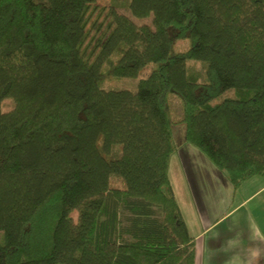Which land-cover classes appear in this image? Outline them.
Instances as JSON below:
<instances>
[{
    "label": "trees",
    "instance_id": "16d2710c",
    "mask_svg": "<svg viewBox=\"0 0 264 264\" xmlns=\"http://www.w3.org/2000/svg\"><path fill=\"white\" fill-rule=\"evenodd\" d=\"M98 1L0 0V264H194L176 124L235 188L264 176V0H112L94 52Z\"/></svg>",
    "mask_w": 264,
    "mask_h": 264
},
{
    "label": "crops",
    "instance_id": "0c3cea01",
    "mask_svg": "<svg viewBox=\"0 0 264 264\" xmlns=\"http://www.w3.org/2000/svg\"><path fill=\"white\" fill-rule=\"evenodd\" d=\"M176 144L169 174L194 240V264H264V176L235 188L197 148Z\"/></svg>",
    "mask_w": 264,
    "mask_h": 264
},
{
    "label": "rangeland",
    "instance_id": "374dc122",
    "mask_svg": "<svg viewBox=\"0 0 264 264\" xmlns=\"http://www.w3.org/2000/svg\"><path fill=\"white\" fill-rule=\"evenodd\" d=\"M111 2L112 0H99L95 6L96 9L94 10L93 14L91 15L90 21H89V26L91 25L92 29L90 31V38L95 35L94 40L91 42V45L89 49H94L95 44L98 43L99 36L102 34L103 31L107 29V26L109 24V16L108 13L111 10ZM121 3V2H119ZM118 11L123 12V13H128L126 9H124L122 6L118 8ZM134 20L138 24L142 23H148L152 24V18H145V19H139V18H134ZM190 45L189 39H174L172 48H171V53H176L178 51L184 50L188 48ZM94 52H97L98 47H95ZM188 65L190 68L194 69H202V64L200 62L196 61H188ZM151 69V65L146 67L144 72L139 76L138 78H117V77H112V76H104L100 81V87L104 89H130L135 91L137 89V84L139 79L144 76L145 74L149 73ZM13 105V100L10 98H6L2 101L1 107L2 110H8L12 107ZM169 113L170 116L174 119L178 118L181 116L182 113V105L179 97L176 94L171 95L170 99V106H169ZM173 135H174V140L176 142H182L186 141L185 139V127L183 124H176L173 126ZM101 141V140H99ZM119 147V146H118ZM73 217L74 220L77 221L78 218V212L74 211L73 212ZM3 242L2 238V232H0V244Z\"/></svg>",
    "mask_w": 264,
    "mask_h": 264
}]
</instances>
